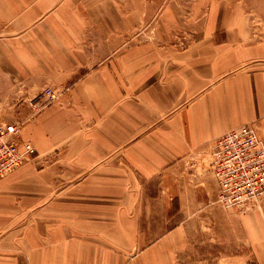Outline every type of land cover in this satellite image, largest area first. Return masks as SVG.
<instances>
[{
    "label": "crops",
    "instance_id": "1",
    "mask_svg": "<svg viewBox=\"0 0 264 264\" xmlns=\"http://www.w3.org/2000/svg\"><path fill=\"white\" fill-rule=\"evenodd\" d=\"M246 1L0 0V120L36 152L0 177V264H123L129 237L139 264L172 261L170 199L216 200L215 140L251 124L264 141V23L251 31ZM45 87L58 102L28 120ZM215 202L223 239L264 264V197Z\"/></svg>",
    "mask_w": 264,
    "mask_h": 264
},
{
    "label": "built area",
    "instance_id": "2",
    "mask_svg": "<svg viewBox=\"0 0 264 264\" xmlns=\"http://www.w3.org/2000/svg\"><path fill=\"white\" fill-rule=\"evenodd\" d=\"M58 97L57 91L46 87L31 106L40 112ZM20 128V123L0 121V177L34 159L35 149L21 138ZM210 172L218 188L216 201L225 209L264 197V141L253 125L243 124L215 140Z\"/></svg>",
    "mask_w": 264,
    "mask_h": 264
},
{
    "label": "rangeland",
    "instance_id": "3",
    "mask_svg": "<svg viewBox=\"0 0 264 264\" xmlns=\"http://www.w3.org/2000/svg\"><path fill=\"white\" fill-rule=\"evenodd\" d=\"M244 9L249 15L251 31H258V28H255L258 26L257 23H264V0H247ZM37 95L27 100L31 113L28 120L34 119L45 109L58 102L57 100L40 112H35L36 108L31 106L32 103L30 101ZM2 111V113L5 111L10 112L9 109H3ZM17 122L22 124L21 121ZM33 161L29 163H33ZM215 201L205 206L196 205L193 208L194 211L189 213V209H192L191 206L181 203L176 197L170 199V213L176 214L174 221L180 226L183 235L181 234L180 237H177V251L173 259H171L172 261H165L164 264H256L249 255L248 246L241 236H237L233 241L231 239L228 241L223 239L222 235L226 233L225 224L228 221H223L222 209ZM171 221L168 222L171 223ZM164 222L161 221V226ZM152 238L154 237L145 236L144 244ZM116 240H119V237L112 236L113 247H119ZM126 246H128L126 253H113L120 254L122 259L124 256L123 264H139L135 257L138 254V250L135 248V242L131 240V237L128 238Z\"/></svg>",
    "mask_w": 264,
    "mask_h": 264
}]
</instances>
